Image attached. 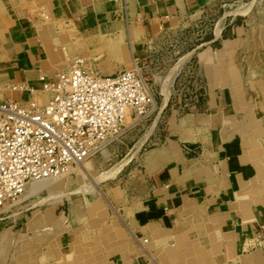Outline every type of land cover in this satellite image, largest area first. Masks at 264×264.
Returning a JSON list of instances; mask_svg holds the SVG:
<instances>
[{"label": "crops", "instance_id": "crops-1", "mask_svg": "<svg viewBox=\"0 0 264 264\" xmlns=\"http://www.w3.org/2000/svg\"><path fill=\"white\" fill-rule=\"evenodd\" d=\"M242 2L0 0V104L8 99L27 101L40 94L41 76L53 77L67 57L86 55L88 43L108 49L119 61L123 45L131 48L141 38L142 29L153 36L177 24L179 29L188 26L186 23L203 27L218 8L241 7ZM43 3L49 20L41 14ZM240 14L239 10L233 14L224 10L223 25H217L220 30L209 40L224 46L205 50L219 51L218 59L229 54L226 48L239 39L228 41L231 34L241 37L244 32L243 25H231ZM112 38L120 40L118 45L111 43ZM258 44L264 46L262 41ZM198 57L200 61L201 52ZM205 66L201 63L200 81L205 76L206 86H199L196 111L186 114L167 135L156 134L159 141L140 156L146 184L132 222L145 234L140 237L143 242H150L146 248L141 242L144 250L140 253L156 264H264V116H257L253 109L244 111L243 100L241 107L235 104L233 85L240 80L231 72V63L225 65L226 71L220 64L218 74L209 76ZM256 72L261 76L264 67ZM239 90L236 86V93ZM261 107L264 109V103ZM127 228L140 242L134 229L128 224ZM190 228L194 235L188 239L185 233ZM7 233L8 229L0 232V241L9 242ZM116 233L125 239L123 229L117 228ZM18 242L25 251L37 250L36 242ZM73 244L69 252L59 244L38 259L42 258V264H74ZM58 254L61 258L57 260ZM36 259L34 252L14 264H36ZM10 262L12 259L0 256V264ZM117 264L148 262L137 255Z\"/></svg>", "mask_w": 264, "mask_h": 264}, {"label": "rangeland", "instance_id": "rangeland-1", "mask_svg": "<svg viewBox=\"0 0 264 264\" xmlns=\"http://www.w3.org/2000/svg\"><path fill=\"white\" fill-rule=\"evenodd\" d=\"M242 1L244 4L241 7L232 4L226 5L224 9L218 8L203 27L193 28L192 23H186L188 26L179 29L177 24L153 36L142 29L141 38L132 45V53L126 44L119 51V61L123 63V59H126L130 62L128 66H121L108 49L88 43V53L78 56L85 57L88 66L96 72L103 73L109 67L115 70L123 66L129 68L133 64L130 55L135 59L134 62L140 61L151 83V111L109 143L104 152L100 151L85 160L83 167L74 165L70 168L72 171L68 177L59 178L56 185L28 197L21 195L7 204L3 209L8 212L0 214V232L8 229L9 242L0 241L1 257L12 259L10 264H14L35 252L36 264H42L39 256L49 253L59 244L64 252H69L71 242H74V264L126 263L137 255L146 258L148 264H156L148 255L140 253L144 250L141 246L149 247L150 242H143L145 234L138 232L132 222V213L143 196L146 184V172L139 165V160L143 152L159 141L154 138L156 134L167 135L186 114L196 111V108L189 107L193 102L191 92L195 86H206L205 76L204 81H200L201 63L207 65L208 76L210 73L218 74L220 64L226 71L225 65L231 63V72H235L240 80L233 85L235 104L243 102L244 111L253 109L257 116H264L261 107L264 103V72H261V76L256 72L258 68L264 67V46L258 44L261 41L264 44V1ZM46 7L47 4H41V14L49 20ZM224 10L230 11V14L236 10L241 12L231 25H243L244 32L241 37L236 33L233 36L231 34V40L228 41L231 42L234 37L239 39L228 45V48L225 47L229 54L225 58L221 55L219 60V51L205 49L212 47L216 50L224 46L218 40L209 42L215 32L220 30L218 28L216 31L217 25H223L224 19L220 18ZM200 52L203 57L199 61ZM70 61L69 57L65 58L57 68L63 69ZM216 80L213 77L212 83ZM183 85L185 89L189 87V91L185 90L183 93L187 95L180 99L176 90ZM236 86L240 89L238 93L235 91ZM35 98L41 100L45 96L40 93ZM185 102L191 104L186 106ZM42 183L48 187V180ZM100 189L105 197L99 195ZM36 217L37 220H34ZM127 224L134 229L135 236L144 237L140 238V242L127 230ZM117 228L123 229L124 241H119ZM193 233L194 229L190 228L185 235L191 239ZM18 240H28L30 244L36 242L37 250L32 247L28 251L23 250ZM60 258L58 254L57 260Z\"/></svg>", "mask_w": 264, "mask_h": 264}, {"label": "built area", "instance_id": "built-area-1", "mask_svg": "<svg viewBox=\"0 0 264 264\" xmlns=\"http://www.w3.org/2000/svg\"><path fill=\"white\" fill-rule=\"evenodd\" d=\"M41 81L45 99L0 104V214L31 180L57 176L100 152L128 128V118L138 122L148 116L153 103L140 61L97 73L85 57L76 56ZM183 91L184 85L176 90L180 99ZM191 93L194 109L199 85Z\"/></svg>", "mask_w": 264, "mask_h": 264}, {"label": "bare ground", "instance_id": "bare-ground-1", "mask_svg": "<svg viewBox=\"0 0 264 264\" xmlns=\"http://www.w3.org/2000/svg\"><path fill=\"white\" fill-rule=\"evenodd\" d=\"M216 31H217V29H216ZM120 42V40H118L117 38H112L111 39V43L113 44V45H118V43ZM133 50H134V48L133 47H131V53L133 52ZM186 56H184V57H182L181 59H184ZM130 58H131V61H133V64H132V66L131 67H133V66H135V64L137 63V61L138 60H136L135 62H134V58L132 57V55H130ZM120 59H122V57H120ZM126 60V59H125ZM124 59H123V64H125V65H129L130 64V62H128V61H125ZM131 67H129V68H131ZM126 68V67H125ZM113 70V69H112ZM97 71V70H96ZM97 73H101V72H97ZM103 73H113L111 70H109V69H105L104 70V72ZM151 96H152V99H153V94H152V92H151ZM136 123H135V121H133V120H131L130 118H128V120H127V126L128 127H131V126H134ZM107 149V146H103L101 149H100V151L101 152H104L105 150ZM87 160V159H86ZM84 162H85V160L83 161V162H81V163H79V164H77L78 166H81V167H83L84 166ZM73 167V166H72ZM72 167H70V168H72ZM70 168L67 170V171H65V172H63V173H61V174H59V175H57V176H53V177H50V178H45V179H41V180H31L28 184H27V186H26V189H25V191L22 193V196H23V194H27V196L26 197H28V196H30V195H33V194H35V193H38V192H40L41 190H43V189H48L49 187H51V186H53V185H56L57 183H58V179L59 178H61V177H68V175H69V173L72 171V169L70 170ZM44 180H48V187H45V185H43V181ZM99 193H101L102 195H104L103 194V192L101 191V189L99 190ZM105 197V196H104ZM129 231V230H128ZM121 235H122V233H121ZM120 235V237H119V241H124L125 239H123V236H121ZM143 247V246H142Z\"/></svg>", "mask_w": 264, "mask_h": 264}]
</instances>
